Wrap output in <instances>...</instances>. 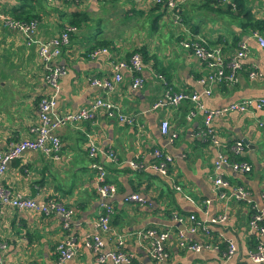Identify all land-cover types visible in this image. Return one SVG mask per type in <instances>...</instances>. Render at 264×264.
Returning <instances> with one entry per match:
<instances>
[{
	"label": "crops",
	"instance_id": "1",
	"mask_svg": "<svg viewBox=\"0 0 264 264\" xmlns=\"http://www.w3.org/2000/svg\"><path fill=\"white\" fill-rule=\"evenodd\" d=\"M243 4L248 18H264V0H243ZM178 7L175 22L170 9L141 0H0L3 15L37 22L38 40H48L66 25L75 28L56 59V64L65 69L56 96L58 112L87 107L100 95L110 99L120 112L135 118V123L128 125L99 110L90 121H75L57 129L61 144L58 159L29 150L7 163L0 174V188L13 196L39 202L54 198L72 209L73 215L69 230L64 232L56 215H41L0 203V241L5 245L2 264H56L54 247L66 232L77 241L93 231L100 208L96 174L89 167L87 140L101 151L111 148L118 160L111 162L103 155L95 156L105 170L104 181L115 187L107 199L112 215L109 231L104 235V251H110L115 237L120 236L123 249L141 264H254L248 256L255 241L246 226L247 205L216 198L211 180L219 174L231 184L244 186L252 203L262 210L264 222V105L253 112L214 118V139L208 141L195 136L202 116L197 111L189 116L187 103L156 108L152 105L167 90L201 92L198 79L206 71L178 44L189 35L203 38L209 46H219L226 61L235 54L238 42L247 49L240 61L237 81L231 85L214 84L209 95L200 96L205 108H218L243 98H264V48L258 46L254 37L263 29L246 25V16L239 10L209 0H179ZM100 47L107 49V55L88 57L90 50ZM133 52L144 63L140 88H131L126 69L120 71L121 80L108 94L89 84L92 78L111 77L112 64L117 59L126 60ZM251 67L257 73L252 78L248 76ZM50 92L43 82L36 45L25 43L16 30L6 27L0 19V153L10 142L33 137L30 127L38 123L37 102ZM161 119L168 121V132L176 134L171 141L159 132ZM236 142L242 144L238 158L250 170L240 173L227 165L214 169V160L219 155L227 156ZM153 147L172 158L168 176L134 171L126 165L135 158L150 163ZM174 185L179 188L174 189ZM132 193L143 202H126L125 197ZM190 213L199 219L223 215L225 220L209 224V235L189 234L186 217ZM175 215L183 220L176 221ZM146 229L167 232L163 242L166 258H150V238L138 234ZM179 230L188 239L209 246L199 250L180 248ZM228 241L233 242L235 251L224 259L222 253ZM61 264L99 263L88 251L79 249ZM259 264H264V260Z\"/></svg>",
	"mask_w": 264,
	"mask_h": 264
},
{
	"label": "built area",
	"instance_id": "2",
	"mask_svg": "<svg viewBox=\"0 0 264 264\" xmlns=\"http://www.w3.org/2000/svg\"><path fill=\"white\" fill-rule=\"evenodd\" d=\"M80 2L84 0H71ZM154 5H165L173 11L174 20L178 19V1L179 0H141ZM218 5L229 6L235 8V4L231 0H212ZM0 19L3 24L16 30L25 40L27 44H35L36 52L43 68V82L50 88V94L41 97L37 102L38 123L30 127V132L33 133L31 138H22L17 141L10 142L7 149L0 153V174L5 170L7 163L21 156L24 151H39L44 155L56 160L60 155V139L56 133L57 129L65 124H70L75 121H90L95 113L99 110L103 111L107 116L115 117L119 122L132 125L135 123V118L132 115H127L119 111L112 101L106 97L98 95L87 107L78 109L74 112L60 113L56 110V96L59 90V78L64 74L65 69L56 64V59L64 45L68 42L69 33L75 28L72 26H64L62 30L49 38L41 41L35 37L37 22L33 19L28 21H20L11 19L3 15L0 9ZM255 40L259 47L264 48V29L263 33H254ZM178 44L187 50L194 58L202 63L205 74L200 76L198 82L202 84L200 93L195 91H169L167 90L163 96L156 100L152 107H160L163 105L177 106L180 103L189 105V116L199 112L202 116V125L196 131L195 136L203 141L213 140L214 132L212 121L214 118L221 117L228 113H244L253 112L260 109L264 105V98H243L235 102L228 103L218 108H205L200 100L201 95H209L211 87L214 84L231 85L237 81V73L241 69V58L246 56L247 49L243 42L237 43L235 54L224 60L219 46H209L206 41L198 36L189 35L181 38ZM104 53L107 55V49L104 47L94 48L87 55L94 58L97 55ZM144 68L142 57L136 52L131 53L126 60L117 59L112 64V76L103 77L100 79L92 78L89 84L102 90L103 94H108L113 90L114 85L121 80V70L126 69L131 76V88H140L143 85L144 79L141 72ZM257 73L253 67L250 68L248 76L250 78L256 76ZM158 129L161 135L167 136L168 141L176 137L175 133L168 132V121L161 119L158 124ZM242 153V144L236 142L229 148L227 156L219 155L213 162V167L219 170L221 165H227L233 171L244 173L250 170L249 165L238 158ZM103 155L111 162H117L115 152L108 148L101 151L97 148L93 141L87 140V155L90 159L89 167L95 172L96 176V191L99 199V212L94 222V229L88 234L83 235L79 240H75L69 233H65L63 237L56 243L54 251L56 253V264L71 259L79 249L88 251L95 262L99 264H141L135 260L132 255L123 249V238L115 237L114 245L108 252L103 250L104 235L109 231V223L112 215V207L107 199L114 193V185L104 181L105 170L103 166L96 161V155ZM153 160L145 164L139 159H133L126 165L134 171H154L162 176H168L169 168L172 164V158L162 149L153 147L151 150ZM216 198L231 199L234 201L243 202L248 208L247 230L253 235L255 246L248 254L250 260L254 264H259L264 260V222L263 212L254 203H252L249 192L240 184H231L227 179L219 174H215L211 180ZM178 189L177 185L173 186ZM261 197L264 199V184L261 191ZM126 202L142 203V198L135 193L125 197ZM208 203V201H204ZM0 203L4 206H11L18 210H30L41 215H56L61 219L63 231L69 230L70 219L73 215V210L66 207L60 201L54 198H46L43 201H34L30 198H22L13 196L7 189L0 188ZM174 219L178 222L183 220L182 216L175 215ZM189 226L186 231L189 234L201 233L209 235V224L220 223L225 220L223 215L215 217L199 219L194 213L187 215ZM143 237L150 238L148 254L154 261H160L167 257L166 249L163 242L167 239V232L156 231L154 229H146L143 232H138ZM178 246L190 250H199L202 246L208 244H199L184 235V231H177ZM5 245L0 241V264H2L1 253ZM235 251L233 242L228 241L226 249L223 251L224 259H229Z\"/></svg>",
	"mask_w": 264,
	"mask_h": 264
},
{
	"label": "trees",
	"instance_id": "3",
	"mask_svg": "<svg viewBox=\"0 0 264 264\" xmlns=\"http://www.w3.org/2000/svg\"><path fill=\"white\" fill-rule=\"evenodd\" d=\"M210 2H213L215 5H217L214 1L209 0ZM235 4V9L239 10L240 13H242L244 16H246V25L251 26L253 29H264V18L260 20H252L248 18V11L244 8L243 0H231ZM229 9V7H226Z\"/></svg>",
	"mask_w": 264,
	"mask_h": 264
},
{
	"label": "rangeland",
	"instance_id": "4",
	"mask_svg": "<svg viewBox=\"0 0 264 264\" xmlns=\"http://www.w3.org/2000/svg\"><path fill=\"white\" fill-rule=\"evenodd\" d=\"M162 6H164V7H166L165 5H162ZM167 8V7H166ZM169 9V8H168ZM172 11V10H171ZM172 19L174 20V17H172ZM175 22H178V19L177 20H174ZM176 45H178V44H176Z\"/></svg>",
	"mask_w": 264,
	"mask_h": 264
}]
</instances>
